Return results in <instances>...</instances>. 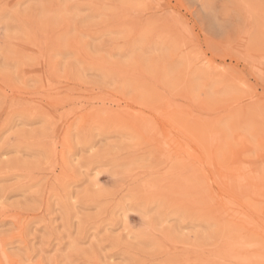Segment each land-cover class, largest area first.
<instances>
[{
  "label": "rangeland",
  "instance_id": "1",
  "mask_svg": "<svg viewBox=\"0 0 264 264\" xmlns=\"http://www.w3.org/2000/svg\"><path fill=\"white\" fill-rule=\"evenodd\" d=\"M0 264H264V0H0Z\"/></svg>",
  "mask_w": 264,
  "mask_h": 264
},
{
  "label": "bare ground",
  "instance_id": "2",
  "mask_svg": "<svg viewBox=\"0 0 264 264\" xmlns=\"http://www.w3.org/2000/svg\"><path fill=\"white\" fill-rule=\"evenodd\" d=\"M263 170V169H262ZM173 192V191H172ZM202 192V191H201Z\"/></svg>",
  "mask_w": 264,
  "mask_h": 264
}]
</instances>
